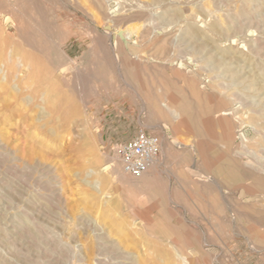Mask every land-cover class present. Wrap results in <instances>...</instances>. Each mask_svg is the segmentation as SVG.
I'll list each match as a JSON object with an SVG mask.
<instances>
[{
  "label": "rangeland",
  "instance_id": "374dc122",
  "mask_svg": "<svg viewBox=\"0 0 264 264\" xmlns=\"http://www.w3.org/2000/svg\"><path fill=\"white\" fill-rule=\"evenodd\" d=\"M4 29L0 264H264V0H0ZM12 47L66 71L7 83Z\"/></svg>",
  "mask_w": 264,
  "mask_h": 264
},
{
  "label": "bare ground",
  "instance_id": "6f19581e",
  "mask_svg": "<svg viewBox=\"0 0 264 264\" xmlns=\"http://www.w3.org/2000/svg\"><path fill=\"white\" fill-rule=\"evenodd\" d=\"M25 16V15H24ZM29 19V18H28ZM18 20V19H17ZM220 20V19H219ZM25 21V20H24ZM21 22V21H20ZM10 23V22H9ZM17 23H19V21H17V22H15V21H13L12 22V25L13 26H15L16 28H17ZM22 23V22H21ZM20 23V24H21ZM41 23L42 22H39V24L41 25ZM22 27V26H21ZM36 27H38L37 25H36ZM35 27V28H36ZM39 28V27H38ZM42 28V25H41V27H40V29ZM37 29V28H36ZM39 29V30H40ZM18 30H20L19 29V27H18ZM22 31V30H21ZM25 31H27V30H25ZM38 31V30H37ZM28 32V31H27ZM30 32V31H29ZM0 33L1 34H3V38H4V40L6 39H11V35H10V33H6V31H5V29L4 30H1L0 31ZM13 33V32H12ZM24 33H26V32H24ZM24 33H22V34H24ZM36 34H38L37 32H35ZM28 34V33H27ZM30 34V33H29ZM28 34V35H29ZM35 34V35H36ZM127 34H131V36L134 34V32L133 31H130V30H128V26L127 27H123L122 29H121V32L120 33H117V37L118 38H120V40H122L123 39V37L124 36H126ZM25 35V34H24ZM23 35V36H24ZM31 35V34H30ZM1 36V35H0ZM37 36V35H36ZM30 37V36H29ZM32 37V39H33V37H35V36H31ZM30 37V38H31ZM41 37H43L42 35H41ZM116 37V38H117ZM26 38V37H25ZM29 38V39H30ZM38 38V37H37ZM27 39V38H26ZM31 40V39H30ZM33 40H36V38H34ZM44 40V39H43ZM46 40V39H45ZM27 41V40H26ZM37 41V40H36ZM36 41L34 42V43H36ZM39 41H41V39L39 40ZM38 41V42H39ZM33 42H32V40H31V44H33ZM30 43H29V41H27V45L26 46H29V47H31L30 46ZM37 44V43H36ZM40 45V44H39ZM42 45V44H41ZM37 47H38V45H36ZM34 46H32L31 47V49L33 48ZM23 49V48H22ZM6 50H7V48H6ZM9 51V50H8ZM35 51H41L39 48L38 49H36ZM7 53V52H6ZM6 53H5V55H6ZM11 56L9 57L10 58V60L12 59V57H15V59H17L18 60V57H19V50L18 49H13V47H12V49H10V52H8ZM8 53H7V57L9 56L8 55ZM5 55H3L4 57H2V59H4V60H2L1 61V63L2 64H7L8 63V68L11 70V69H13L14 70V73H15V76H14V73L13 72H11L10 74H12L11 76L12 77H16V79H14V78H9V76H6V78H5V81H7V83H10V82H12V80H14V81H16V82H14V83H16V84H18V86H20L21 85V88L22 87H24V84H27V82H29V80H31V79H33L34 77H39L40 79L42 78H46V79H48V78H50V79H52L54 82L55 81H58L59 79H60V76L66 71V69H65V67H64V65H60L59 64V62L58 61H56V60H54V61H52V62H49V64H48V66H41V67H39L38 68V66H36V63H35V61L37 60L36 58H38L37 56L36 57H34V59H32L33 58V56H35L36 54H30V53H25L22 57L20 56L19 58L21 59V58H25V56H28V58L26 59V60H23V59H19V61H16L14 58L12 59V62L11 63H9L10 62V60L5 56ZM37 55H39V54H37ZM8 60H7V59ZM35 60V61H34ZM9 65H10V67H9ZM39 65V64H38ZM7 66V65H6ZM5 69H6V67H5ZM4 69V70H5ZM8 69V70H9ZM7 70V71H8ZM9 70V71H10ZM12 71V70H11ZM5 73V72H4ZM7 73V72H6ZM45 79V80H46ZM30 83V82H29ZM23 84V85H22ZM17 86V85H16ZM18 88V87H17ZM25 88V87H24ZM19 89H20V87H19ZM18 89V90H19ZM24 89H21V91H23ZM147 103V102H146ZM145 104V103H144ZM162 106H165L166 108H168L169 107V105H168V103H162ZM146 107V106H145ZM147 108V107H146ZM148 110V109H147ZM150 111H152V110H150ZM149 113H151V112H149ZM152 114V113H151ZM93 137H95V136H93ZM172 143V142H171ZM173 144V143H172ZM178 144V143H177ZM264 145V144H263ZM254 148V147H253ZM162 150H163V147H162ZM164 150H166V151H168L169 150V148L168 149H165L164 148ZM248 153V152H247ZM161 155L163 156V153L161 152ZM160 155V156H161ZM242 156V155H241ZM160 158V157H159ZM159 158H158V160H156V162L149 168L150 170H148L146 173H144L142 176H139V178H137V180H135L136 182H137V185H138V183H141V182H143L144 181V179L146 178V177H148L149 175L151 176L152 174H153V172L156 170V167L157 166H155V164H159L158 163V161H159ZM94 160V159H93ZM115 166V165H114ZM261 167V166H260ZM254 167H251V170L253 169ZM109 169V168H108ZM120 169V168H119ZM152 169V170H151ZM257 170V169H256ZM259 170V169H258ZM117 171V170H116ZM263 171V170H262ZM152 172V173H151ZM115 173V172H114ZM125 173V172H124ZM115 176H116V174H115ZM116 178H117V176H116ZM117 180L119 181H123V180H121V179H118L117 178ZM131 184V183H130ZM263 203V202H262ZM253 208V207H252Z\"/></svg>",
  "mask_w": 264,
  "mask_h": 264
},
{
  "label": "built area",
  "instance_id": "2783aa9c",
  "mask_svg": "<svg viewBox=\"0 0 264 264\" xmlns=\"http://www.w3.org/2000/svg\"><path fill=\"white\" fill-rule=\"evenodd\" d=\"M161 152L160 136L142 128L130 140L122 144L119 154L126 172L139 177L158 160Z\"/></svg>",
  "mask_w": 264,
  "mask_h": 264
},
{
  "label": "crops",
  "instance_id": "0c3cea01",
  "mask_svg": "<svg viewBox=\"0 0 264 264\" xmlns=\"http://www.w3.org/2000/svg\"><path fill=\"white\" fill-rule=\"evenodd\" d=\"M166 157V156H165ZM164 157V158H165ZM163 157H161V159L159 160V162H161V163H164V161H165V159H164Z\"/></svg>",
  "mask_w": 264,
  "mask_h": 264
}]
</instances>
